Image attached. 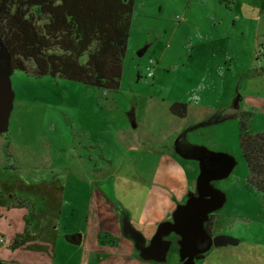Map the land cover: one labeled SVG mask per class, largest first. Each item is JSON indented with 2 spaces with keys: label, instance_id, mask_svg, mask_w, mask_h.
<instances>
[{
  "label": "rangeland",
  "instance_id": "374dc122",
  "mask_svg": "<svg viewBox=\"0 0 264 264\" xmlns=\"http://www.w3.org/2000/svg\"><path fill=\"white\" fill-rule=\"evenodd\" d=\"M210 45L214 57L205 50ZM149 64L152 75L147 77ZM10 81L14 96L8 130L17 125L32 130L15 139L22 145L44 144L42 151L50 156L38 167L16 170L27 182L53 177L57 208L53 227L40 231L44 253L31 254L33 238H27L23 264H32L29 258L42 264H157L139 259L122 235L118 205L148 237L180 203L186 180L196 178L197 164L165 144L148 143L153 135L162 136L165 125L147 105L151 96L188 102L194 93L204 105L233 113L189 136L191 143L236 160L229 176L214 181L226 200L213 214L222 234L239 240L211 247L195 264H264V194L246 183L237 116L248 112L249 131H264V0H134L119 87L107 93L18 70ZM136 135L146 147L131 145L130 136ZM70 234L81 241H69ZM175 238H168L166 264H180ZM3 256L0 264H16L9 260L13 255Z\"/></svg>",
  "mask_w": 264,
  "mask_h": 264
},
{
  "label": "trees",
  "instance_id": "16d2710c",
  "mask_svg": "<svg viewBox=\"0 0 264 264\" xmlns=\"http://www.w3.org/2000/svg\"><path fill=\"white\" fill-rule=\"evenodd\" d=\"M133 9L134 0H0V44L14 70L35 78L48 75L79 82L107 93L119 87ZM187 109L186 101L168 106L181 118ZM237 116L246 183L264 194V131H249L248 112ZM2 154L5 168L18 167L7 134ZM194 190L191 183L189 191ZM213 219L209 214L204 224L209 235Z\"/></svg>",
  "mask_w": 264,
  "mask_h": 264
},
{
  "label": "crops",
  "instance_id": "0c3cea01",
  "mask_svg": "<svg viewBox=\"0 0 264 264\" xmlns=\"http://www.w3.org/2000/svg\"><path fill=\"white\" fill-rule=\"evenodd\" d=\"M205 50L206 51L208 50L209 53L210 52L212 53L210 55L211 57L215 56L214 55L215 50L213 49V46L211 45L207 46ZM199 84H200L199 87H201L203 84V80ZM149 100L150 102L147 105L149 114L151 111V115H155L154 116L155 120L162 119L163 124L165 125L164 126L165 130L163 131L162 136L153 135V137H151V139L148 140V143L151 144L155 143L157 145L165 144L166 146H169L177 156L179 155L173 149V142L175 138L184 129L192 127L195 124L203 122L209 118H216L217 116H233V113L229 115L225 114L228 111L224 107L215 109L210 105H204L201 101V98L198 96V94L195 93L193 95V98L189 99L187 102L188 103L187 114L183 118L174 116L168 111V106L170 105L171 102H176V99L164 100L163 98L160 99V97L151 96ZM179 101H184V100H179ZM12 108H13V102H12ZM234 109H237V107ZM11 112L12 109L10 111V115ZM16 112L21 114V112L23 111H20L19 108L17 109ZM130 117L132 122L135 121L134 112L130 114ZM189 119H191L190 122ZM8 128H9V119H8L7 130L3 133H0V260L4 258L3 253L7 252L10 255L14 256L13 258L9 259L11 262L15 260L14 262H16V264H21V263L23 264L24 260L26 259L22 257L23 254L21 252L26 247H28L26 243L27 238L28 239L33 238L32 240L30 239V241L34 246L33 248H31V254L35 252L43 254L46 249L43 248V246L46 245L43 244L42 238L40 237L41 236L40 231L43 228L53 227V213L57 211L56 206L53 205V203L55 202L54 200L56 194L53 192V177L50 179V181H45V182H36L37 180L32 182H27L24 180V177H22L23 175H21L19 171H17L16 169H7L4 167L5 162L2 154V142H3V136L5 134L9 135L11 138L13 151L17 158L18 166L38 167L40 164H43L47 159H50V156L46 155L45 150L44 153L42 151L44 144L40 145L38 143L37 145L34 146L22 145L18 143L17 140L15 139L17 135L19 136V134H28L29 132H32V130H29L26 127L24 128L22 127V125L15 126L13 131H9ZM196 129H194L193 131H195ZM193 131L187 133V138L189 141H190L189 133ZM130 143L131 145L133 144L136 148L144 147V146L146 147V145L142 143L138 144L139 141L137 135L130 136ZM179 157L182 158L181 156ZM191 161H195V160H191ZM191 170H194V167H191ZM197 173H198V166H197ZM31 176L34 177V179H37L36 176L33 175ZM191 183H195V180L194 179L186 180V185H185L186 194H184L183 198L180 200V203L184 202L185 199L187 198V193L191 188ZM18 200L22 201V204L17 205L16 201ZM225 200H226V195H225ZM118 206H119L118 210L120 211V229L122 235L125 238L131 240L128 236H125L122 232V220L123 218L128 217L129 222L133 226V228L142 233V235L146 240V244L148 243L149 239L155 232L157 225L162 221L169 220L171 218L172 211L176 207L174 206L172 211L168 213L163 220L158 222L154 230L149 234L148 237H146L142 231L138 230L133 225V223L131 222V215L126 210H124L120 204ZM221 228L222 227L219 224V219H217L216 216L214 215V219L212 222L213 234L214 235L222 234ZM171 234H173L174 237L177 238V236L174 233H170L165 238L168 239ZM107 236L108 235L105 234L103 237L105 238ZM17 240L19 241L18 244L14 245V242ZM68 240L73 243H79L81 241V236L77 234H70L68 235ZM97 240L100 243L101 237L99 236ZM235 240L236 243L232 245H236L239 242L238 239ZM131 242L133 245V249L135 250L133 241L131 240ZM2 248L4 250H2ZM135 252L138 256V252L136 250ZM205 254L206 252L204 253V256L199 259L200 262L205 258ZM139 259L141 258L139 257ZM29 260L30 262L32 261V264H42L40 262L34 261L33 258H29ZM143 261H152V260H143ZM155 263L166 264L167 256L165 262H155ZM179 263L181 264L180 261Z\"/></svg>",
  "mask_w": 264,
  "mask_h": 264
},
{
  "label": "water",
  "instance_id": "95a60500",
  "mask_svg": "<svg viewBox=\"0 0 264 264\" xmlns=\"http://www.w3.org/2000/svg\"><path fill=\"white\" fill-rule=\"evenodd\" d=\"M146 48L138 52L141 56ZM14 69L10 65L7 51L0 44V133L7 130L8 119L12 109L13 90L10 74ZM233 107H237L236 101ZM231 116L209 118L192 127L184 129L174 140V151L184 159L195 160L198 173L195 178V190L188 191L184 202L176 205L171 218L160 222L148 243L141 232L135 230L129 218L122 220V232L134 244L138 256L143 260L165 262L171 240L166 239L170 233L177 238V252L182 264H195L211 246H225L236 243V240L224 234L209 235L204 228L209 214L221 208L225 194L214 186V181L226 178L234 168V156L226 152L212 151L205 146L191 143L187 133L202 126L216 123Z\"/></svg>",
  "mask_w": 264,
  "mask_h": 264
},
{
  "label": "built area",
  "instance_id": "2783aa9c",
  "mask_svg": "<svg viewBox=\"0 0 264 264\" xmlns=\"http://www.w3.org/2000/svg\"><path fill=\"white\" fill-rule=\"evenodd\" d=\"M150 64L152 63V59L149 60ZM150 64L148 66H146V71H147V77H150L152 75V71H151V66Z\"/></svg>",
  "mask_w": 264,
  "mask_h": 264
},
{
  "label": "flooded vegetation",
  "instance_id": "af4514ba",
  "mask_svg": "<svg viewBox=\"0 0 264 264\" xmlns=\"http://www.w3.org/2000/svg\"><path fill=\"white\" fill-rule=\"evenodd\" d=\"M182 118H183V117H182ZM210 234H211V235H214L213 232H212V226H211Z\"/></svg>",
  "mask_w": 264,
  "mask_h": 264
}]
</instances>
